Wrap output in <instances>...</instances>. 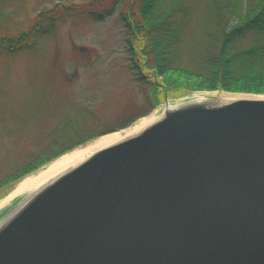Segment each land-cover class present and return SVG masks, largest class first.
Returning <instances> with one entry per match:
<instances>
[{
	"label": "water",
	"instance_id": "95a60500",
	"mask_svg": "<svg viewBox=\"0 0 264 264\" xmlns=\"http://www.w3.org/2000/svg\"><path fill=\"white\" fill-rule=\"evenodd\" d=\"M233 95L21 195L0 217L22 203L0 228V264H264V95Z\"/></svg>",
	"mask_w": 264,
	"mask_h": 264
},
{
	"label": "rangeland",
	"instance_id": "374dc122",
	"mask_svg": "<svg viewBox=\"0 0 264 264\" xmlns=\"http://www.w3.org/2000/svg\"><path fill=\"white\" fill-rule=\"evenodd\" d=\"M89 1L0 0V39L36 31L19 48L9 50L4 44L0 53V181L28 162L63 118L70 116L73 123L105 130L150 108L145 88L132 70L129 30L120 14L124 0H97L105 8L101 16L90 15ZM189 1L190 16L172 41L171 62L195 71L202 66L208 35L214 31H204L209 23L207 0ZM38 13L53 17L54 24L47 27L48 22L40 19L44 30H32ZM222 93L242 94L196 91L179 98L168 96V102ZM84 106L91 108L90 116L84 115ZM164 106L162 102L149 113H160ZM44 166L1 186L0 201L19 181ZM18 199L0 207V217Z\"/></svg>",
	"mask_w": 264,
	"mask_h": 264
},
{
	"label": "trees",
	"instance_id": "16d2710c",
	"mask_svg": "<svg viewBox=\"0 0 264 264\" xmlns=\"http://www.w3.org/2000/svg\"><path fill=\"white\" fill-rule=\"evenodd\" d=\"M88 2L90 15L101 16L105 8L95 9ZM95 2V3H96ZM208 35L202 66L195 71L173 65L172 41L180 35L183 21L190 16L189 0H124L121 17L128 28L127 42L132 70L138 84L145 88L150 108L128 121L110 129H90L84 124L63 118L58 128L30 160L10 176L0 181V187L10 185L36 171L63 153L81 146L99 136L125 128L147 115L163 102V86L158 85L148 71H155L166 87L170 98H179L196 91H225L230 93L264 94V0H207ZM32 30H44L40 19L54 24L53 17L38 13ZM45 26V29H47ZM39 32V31H38ZM36 31L22 32L16 38L0 39L3 45L17 49L33 37ZM138 36H142L140 39ZM140 40V42H136ZM142 41V42H141ZM140 43V45L138 44ZM141 63H138V61ZM84 115L91 108L84 106Z\"/></svg>",
	"mask_w": 264,
	"mask_h": 264
},
{
	"label": "bare ground",
	"instance_id": "6f19581e",
	"mask_svg": "<svg viewBox=\"0 0 264 264\" xmlns=\"http://www.w3.org/2000/svg\"><path fill=\"white\" fill-rule=\"evenodd\" d=\"M150 72L151 76L153 77V70ZM239 97L240 95L222 93L219 97H214L210 100L200 96L193 98L188 102L181 101L175 104L167 102L160 113L152 112L144 117H141L134 124L127 128H122L118 131L102 135L85 145L76 147L52 160L49 164L45 165L36 173L26 176L16 184L13 190L5 198L0 201V207H3L13 198L23 194L25 196L24 198L31 197L35 193L52 185L55 183V181L71 172L83 162L94 157L103 149L122 143V141H125L126 139L139 137L146 129L157 122L172 117L186 109H191L193 107L202 106L205 104H209L212 107H217ZM21 204L22 203H20L10 214L0 221V228H2L4 224H6L12 218L13 214L23 206Z\"/></svg>",
	"mask_w": 264,
	"mask_h": 264
},
{
	"label": "flooded vegetation",
	"instance_id": "af4514ba",
	"mask_svg": "<svg viewBox=\"0 0 264 264\" xmlns=\"http://www.w3.org/2000/svg\"><path fill=\"white\" fill-rule=\"evenodd\" d=\"M136 60L138 61V59L136 58ZM146 75H148V74H146Z\"/></svg>",
	"mask_w": 264,
	"mask_h": 264
}]
</instances>
